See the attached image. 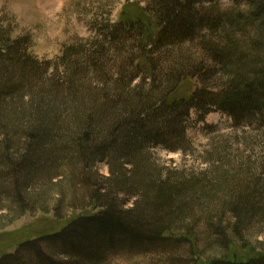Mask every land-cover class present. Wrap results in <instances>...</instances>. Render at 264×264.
I'll return each mask as SVG.
<instances>
[{"label": "trees", "instance_id": "1", "mask_svg": "<svg viewBox=\"0 0 264 264\" xmlns=\"http://www.w3.org/2000/svg\"><path fill=\"white\" fill-rule=\"evenodd\" d=\"M143 1L145 16L97 24L94 37L54 59L38 57L32 34L16 35L0 17V209L24 211L40 202V187L64 180L95 208L0 253V264H104L118 251L190 264L181 248L192 240L174 230L195 215L207 176L166 172L150 149L185 151L192 111H218L264 135V0L227 9L219 0ZM190 77L202 85L173 97ZM243 175L227 201L236 235L264 224V161ZM209 229L228 245L226 227ZM203 264H264V253Z\"/></svg>", "mask_w": 264, "mask_h": 264}, {"label": "rangeland", "instance_id": "2", "mask_svg": "<svg viewBox=\"0 0 264 264\" xmlns=\"http://www.w3.org/2000/svg\"><path fill=\"white\" fill-rule=\"evenodd\" d=\"M219 1L223 9L235 7L230 0ZM144 6L143 0H0V17L14 27L16 35L32 34L31 49L38 57L54 59L66 45L94 37L97 24L116 22L124 12L145 16ZM201 85L197 77L187 78L173 97H187ZM186 135L185 151L150 149L153 159L166 172L173 169L178 175L207 176L209 186L200 204L196 203L195 215L174 230L176 236L192 240L191 246L181 248L182 255L190 264L192 260L203 264L214 257L247 259L264 253V224L255 221L236 235L230 226L233 218L227 211L231 190L236 188L234 180L255 171L264 161V135L253 126H235L230 116L218 111L204 119L192 111ZM96 167L103 176L110 174L106 163L99 162ZM53 184L40 187V202L24 211L12 209L9 203L0 209V253L14 251L19 242L55 232L73 217L94 211V205L87 203L78 187L69 186L66 180ZM135 199L128 198L125 206H133ZM211 226L226 227L227 246L221 243L220 234L209 229ZM167 263L163 254L118 251L110 254L104 264Z\"/></svg>", "mask_w": 264, "mask_h": 264}]
</instances>
